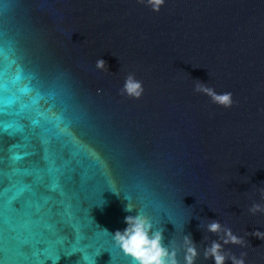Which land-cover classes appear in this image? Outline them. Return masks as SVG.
<instances>
[{"label": "water", "instance_id": "1", "mask_svg": "<svg viewBox=\"0 0 264 264\" xmlns=\"http://www.w3.org/2000/svg\"><path fill=\"white\" fill-rule=\"evenodd\" d=\"M130 73L139 100L120 94ZM0 84V187L18 182L0 193V264H133L108 232L138 211L179 264L185 235L215 264L212 221L246 241L226 253L264 264L249 212L264 206V0H0Z\"/></svg>", "mask_w": 264, "mask_h": 264}, {"label": "clouds", "instance_id": "2", "mask_svg": "<svg viewBox=\"0 0 264 264\" xmlns=\"http://www.w3.org/2000/svg\"><path fill=\"white\" fill-rule=\"evenodd\" d=\"M139 3L145 4L151 8L153 12H159L165 5L166 0H138ZM106 62L103 59L96 61L97 69H105ZM143 82L136 79L134 74H128L125 78L123 87L120 90L121 95H126L129 98L139 100L144 94ZM195 91L210 97L211 101L225 109L233 106V93L223 92L217 93L213 88L207 87L203 84L197 83ZM261 197L264 199V189H261ZM133 207L128 203L125 211L131 212ZM249 212L255 214L257 212H264V206L260 204H253L249 208ZM127 225L123 230H117L114 233L108 232L113 239L116 247L127 257L131 258L133 264H179L177 259V251L174 247V242L170 246H165L162 229H154L152 220L142 214L140 211L136 215H128L124 218ZM207 231L219 234L223 232L220 237L221 242L213 240L210 246L204 249V258L213 259L215 264H225L226 260H231V264H245L244 257L247 253H241L238 258L234 254L226 253L223 248L224 245L233 244L246 247V241L243 237H239L233 233L230 228H222L218 221H212L207 224ZM255 237L264 240V232L255 231L252 233ZM184 244V264H195L199 252L196 244L193 242L190 235H185L183 238ZM60 257L52 261L57 264ZM84 261V258L82 257ZM86 264V261H84Z\"/></svg>", "mask_w": 264, "mask_h": 264}, {"label": "snow or ice", "instance_id": "3", "mask_svg": "<svg viewBox=\"0 0 264 264\" xmlns=\"http://www.w3.org/2000/svg\"><path fill=\"white\" fill-rule=\"evenodd\" d=\"M0 86H2V84H0ZM12 103H14V100L11 99V98L5 100L4 97H3L2 90H0V116H2L4 114L5 107L11 105ZM11 129H12V127H11L10 124L9 125H5L3 123V121L0 120V132H8L9 134H11ZM0 175H2V173H0ZM12 175H14V174H12ZM12 175L9 176V184H10V187L7 188V189H5L3 187H0V193L9 192V191H12V190H14L16 188L18 182L15 181L12 178ZM24 191H25V188H24L23 191H20L19 194L15 195L13 197V199L11 200V202H10L11 208L16 213L22 212L24 210V208H25V199H24V197L22 195V193H24ZM84 259L86 260L87 257H85Z\"/></svg>", "mask_w": 264, "mask_h": 264}]
</instances>
